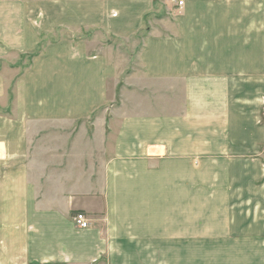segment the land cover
<instances>
[{
    "label": "crops",
    "instance_id": "1",
    "mask_svg": "<svg viewBox=\"0 0 264 264\" xmlns=\"http://www.w3.org/2000/svg\"><path fill=\"white\" fill-rule=\"evenodd\" d=\"M263 95L264 0H0V264H264Z\"/></svg>",
    "mask_w": 264,
    "mask_h": 264
},
{
    "label": "rangeland",
    "instance_id": "2",
    "mask_svg": "<svg viewBox=\"0 0 264 264\" xmlns=\"http://www.w3.org/2000/svg\"><path fill=\"white\" fill-rule=\"evenodd\" d=\"M41 39H43V37ZM141 44H142L141 42H135V43H129V44H114V45L116 47L115 50H117V51L120 50L123 53L129 52L130 54H133L135 52V50H137V49H139L141 47ZM43 45H44V40L41 42V46H40L39 50L35 54H38L43 49ZM30 61L31 60H28L26 65H28ZM26 65H23V66H26ZM127 65H129V67L130 66L138 67V66H136V59H133ZM122 76L123 75H121V77ZM8 95H9V100L11 98H13V92H12V90L10 88L8 89ZM121 95H122V92L117 90V98L118 99H120ZM262 98H263V105H262V107L260 109V124L264 128V95L262 96ZM260 158L264 161V145H263V147L261 149Z\"/></svg>",
    "mask_w": 264,
    "mask_h": 264
},
{
    "label": "built area",
    "instance_id": "3",
    "mask_svg": "<svg viewBox=\"0 0 264 264\" xmlns=\"http://www.w3.org/2000/svg\"><path fill=\"white\" fill-rule=\"evenodd\" d=\"M177 5H178V6H182V5H183V1H178V2H177ZM73 222H74L78 227L83 228V229L86 228L87 225H88V220H87V218L85 217L84 214H81V213H79V214H77V215H75V216L73 217Z\"/></svg>",
    "mask_w": 264,
    "mask_h": 264
}]
</instances>
